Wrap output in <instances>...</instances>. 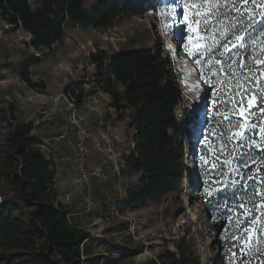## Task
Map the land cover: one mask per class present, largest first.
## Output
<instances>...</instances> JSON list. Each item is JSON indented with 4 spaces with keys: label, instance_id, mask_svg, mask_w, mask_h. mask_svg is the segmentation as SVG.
<instances>
[{
    "label": "rangeland",
    "instance_id": "obj_1",
    "mask_svg": "<svg viewBox=\"0 0 264 264\" xmlns=\"http://www.w3.org/2000/svg\"><path fill=\"white\" fill-rule=\"evenodd\" d=\"M213 3L159 0L155 9L119 18L105 29L69 24L63 45L52 50L28 48L30 36L22 29H0V106L13 105L12 118L0 121V183L5 181L1 173L8 167V139L16 119L35 121L50 131L65 109L59 98L68 93H75L83 126L104 143V152L89 145V169L102 158L123 167L133 129L128 118L121 120L108 108L98 72L88 63L97 47L116 53L164 45L180 73L187 104L196 113L183 180L162 202L131 209L121 173L106 181L92 180L94 206L89 209L82 198L85 183L59 188L62 199L71 194L72 200L64 202L78 212L73 224L92 234L81 251L86 264H144L178 243L188 247L195 264H255L249 254L257 233L251 209L254 183L241 170L234 149L253 128L264 141V115L253 121L258 98L250 81L253 76L257 82L264 78V63H258L264 61V7L254 9L252 3L235 0V7L242 9L236 12L232 3L225 7L221 0L219 13L204 23ZM257 5L264 6V0H257ZM209 24L213 27L205 33ZM221 25L230 30L224 40L219 36ZM237 35L243 40L237 41ZM209 45L211 51L201 55ZM30 55L43 60L33 66V78L46 81L48 94L27 88L18 77L17 67Z\"/></svg>",
    "mask_w": 264,
    "mask_h": 264
},
{
    "label": "trees",
    "instance_id": "obj_2",
    "mask_svg": "<svg viewBox=\"0 0 264 264\" xmlns=\"http://www.w3.org/2000/svg\"><path fill=\"white\" fill-rule=\"evenodd\" d=\"M158 1L0 0V29H22L30 35L28 48L52 50L63 45L69 24L105 29L119 18L155 9ZM87 60L98 72L108 108L121 120L128 118L133 129L132 148L120 170L126 179L127 205L138 209L162 202L179 190L183 180L186 144L196 116L171 53L159 44L116 53L97 47ZM41 61L30 55L17 70L27 88L48 94L46 81L34 80L31 70ZM250 81L258 98L255 121L264 115V78L257 82L253 76ZM12 116L13 105L0 106V121ZM35 128L34 122L17 118L8 139V167L1 174L11 195H0V264H86L81 251L92 234L72 224L70 210L58 202L55 163L41 149L43 140ZM257 134L258 128L249 130L244 143H236L234 154L254 183L251 209L257 233L250 260L264 264V141ZM20 205L28 215L11 213ZM144 264H195V259L186 245L178 243Z\"/></svg>",
    "mask_w": 264,
    "mask_h": 264
},
{
    "label": "built area",
    "instance_id": "obj_3",
    "mask_svg": "<svg viewBox=\"0 0 264 264\" xmlns=\"http://www.w3.org/2000/svg\"><path fill=\"white\" fill-rule=\"evenodd\" d=\"M75 95V93H74ZM72 95V93L63 94L61 97L65 100L67 104L68 116L67 124L63 127L52 131L50 137L54 141H65L69 142L70 134L73 133L74 138V153L69 156L62 157V161L65 162L68 166L69 171L74 175V182L85 183L86 188L88 189V194L84 195L83 203L87 208L94 206V200L90 193L92 187V180L94 178L106 181L110 177L119 175L120 168L115 164L109 162L107 158H102L93 169L88 167V156H89V145H94L98 151H103L102 145L103 140L101 137L92 135L89 132L88 128L83 126V118L80 115L78 108V100ZM60 99V98H59ZM73 129V130H72ZM49 144L42 143L41 149L46 153L47 158L52 161H56L55 155L51 152ZM67 201L71 200V196L66 197ZM2 202V197L0 196V203Z\"/></svg>",
    "mask_w": 264,
    "mask_h": 264
},
{
    "label": "crops",
    "instance_id": "obj_4",
    "mask_svg": "<svg viewBox=\"0 0 264 264\" xmlns=\"http://www.w3.org/2000/svg\"><path fill=\"white\" fill-rule=\"evenodd\" d=\"M42 61L40 63H42ZM31 70H33V66L31 68ZM17 72H18V70H17ZM32 73H33V71H32ZM33 75H34V73H33ZM18 77H19V73H18ZM34 80H36V79H34ZM60 99H61L62 104L65 105V109H63L61 111V113H58L56 115V118L53 121L54 124L52 125V129L50 131H47V130H44L43 131L42 130V128H43V125L42 124L37 125V123L35 121H32L36 125L35 131H34L35 132V135H37L40 138H42L43 143L49 144V146H50L49 148H50L51 152L55 155V158L57 159L56 161H54V163H55V167H56V185H57L58 191H59V188H62V187H66L67 186V190H68L72 186V184L76 185L75 182H74V179H73L74 178V175L69 171L67 164L61 160L62 157L69 156V155H72L74 153V144H73L74 143V138H73V133L71 132V134H70V139L71 140L69 142H65V141H54L50 137V133L52 131H56L57 129L63 127L64 125H66L68 123L67 122V116H68L67 104H66L65 100L62 99L61 96H60ZM24 121H29V120H24ZM39 132H41V134H43V132H44L45 133L44 136H42ZM47 134H49V135H47ZM47 138H49V139H47ZM47 140H49V142H51V143H48ZM63 165H65V166H63ZM57 182H59V184ZM76 187H77V185H76ZM0 190H1V194L0 195L2 197L8 198L11 195V186L6 181H2V183H0ZM86 194H88V189L87 188H85L82 197L84 195H86ZM67 196H71V194L70 193H67L65 195V198L62 199L61 198V192L59 191L58 202H62L64 204H66L67 202L65 203L64 200H66V197ZM69 208H71V207H69ZM69 210H70V212H69V215L68 216H69V219H70L71 223L73 224V222H72V216H74V217L76 216L77 217V213L78 212L72 211L71 209H69ZM20 211H22L23 214H24L25 212H27V208L25 206H23V205H20V209H18V208L17 209H14V210L11 211V213H14V214L17 215V214L20 213ZM25 215H28V212ZM74 225H76V224L74 223ZM78 227H80V226H78Z\"/></svg>",
    "mask_w": 264,
    "mask_h": 264
},
{
    "label": "snow or ice",
    "instance_id": "obj_5",
    "mask_svg": "<svg viewBox=\"0 0 264 264\" xmlns=\"http://www.w3.org/2000/svg\"><path fill=\"white\" fill-rule=\"evenodd\" d=\"M203 3H205V4L209 3V0H203ZM220 3H221V0H214L213 6H212V8H211V11L208 12V13H206V14L204 15V17H203V22H204V23H208V21L211 20V17H212V16H216L217 13H219V4H220ZM223 3H224V5H225V7L227 6L228 3H232V4H233V8H234V10H235L236 12H240V11H242L241 8H239V7H235V0H223ZM241 3H243V4L252 3L253 6H254V9H255L256 7H264V6L257 5V0H241ZM243 11H247V9H243ZM198 14H199V13H198ZM195 22H196L197 24H200V23H201L200 20H197V21H195ZM211 27H213V25L209 24L208 27L204 29L205 33H207V32H208V29L211 28ZM233 27H234V25H233ZM218 31H219V36H220V38H221L222 40L227 39V36H228V34H229V31H230L229 29H226V28H224V27L221 25V27L218 29ZM212 39H213V43H214V44L219 45V41H217V40L215 39L214 36L212 37ZM236 40H237V41H242V40H243V37L237 35V36H236ZM223 46H224L226 49L228 48V45H227V44H224ZM241 46H243L242 43H241ZM211 49H212V46H211V45L206 46L205 49H204V52L201 53V55H204V54H206L207 52H210ZM188 54H189L190 56H194V55H196V53H195V52H192V51H189ZM196 63H197V64H200L201 61H200L199 59H197V60H196ZM258 63H264V61H258ZM240 67L243 68V65H241ZM225 119H228V117L226 116ZM241 126H242V125H241ZM236 135H240V133H237Z\"/></svg>",
    "mask_w": 264,
    "mask_h": 264
}]
</instances>
